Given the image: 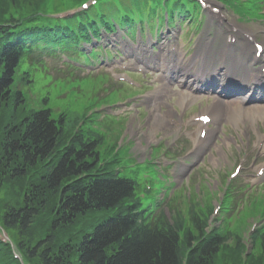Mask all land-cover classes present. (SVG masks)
<instances>
[{"label": "trees", "instance_id": "obj_1", "mask_svg": "<svg viewBox=\"0 0 264 264\" xmlns=\"http://www.w3.org/2000/svg\"><path fill=\"white\" fill-rule=\"evenodd\" d=\"M55 1L0 0V234L6 231L24 264H264V235L260 253L247 255L240 235L208 234L197 207L189 208V223L181 214L152 220L138 198L141 184L103 159L104 134L87 127L85 116L79 127V117L55 119L28 107L17 87L20 63L76 38L62 20L40 15L39 27L18 14L28 5L36 17ZM84 1L66 0L69 8L58 11ZM78 16L93 24L88 13ZM79 27L84 36V27L93 29ZM24 75L21 83L29 81L30 72ZM0 264H22L1 239Z\"/></svg>", "mask_w": 264, "mask_h": 264}, {"label": "rangeland", "instance_id": "obj_2", "mask_svg": "<svg viewBox=\"0 0 264 264\" xmlns=\"http://www.w3.org/2000/svg\"><path fill=\"white\" fill-rule=\"evenodd\" d=\"M55 2L57 3L55 7H58L59 9L69 8L66 0H56ZM213 3L215 6H222L219 2H216V0H213ZM120 4L122 8L125 7V3L120 2ZM24 6L30 8L28 5ZM75 7L77 6L74 4L72 5L71 9ZM28 12L29 10L26 11V13ZM51 12H53V10ZM74 13L75 10L68 12L63 16L72 15ZM27 15L29 14H19V18L26 17ZM224 15L227 17V21L231 22L233 28H235V30H237L240 34H243V31L254 33L256 38L264 43V21L238 22L237 16H235L231 10H224ZM113 16L115 18H119V14H114ZM200 20L201 16L197 18V21ZM189 24L199 26L201 31H198L195 34L194 39L191 35L188 38L185 32V36L182 35L181 37V34H179L170 37L171 42L176 43L179 52H182L183 49H185L186 51H191L195 47V43L199 40V38H201L204 33V29L208 24L207 17L205 21L198 23L196 22V24L189 22ZM133 26L135 27V29H137L139 28V23H135L133 24ZM153 26L155 30L151 34H149V29L146 28L145 36L142 38L144 41L143 44L141 43V35L138 34V36L134 38L135 34L134 37L132 34L126 36L124 34L125 30H122L120 32H118L117 30L115 33H112L110 35L108 42L105 40H101V42L107 45L98 47L97 54L99 55V58L94 61H88L87 63L78 62L73 63L71 66H69L67 54L61 55L58 58L51 59L48 57V55L44 54L43 60L47 64L48 75L55 81L66 80L67 78L71 81H77L82 80L81 78L87 75L96 76L106 74L110 78V81H119L124 83L126 80H121L119 74H115L118 73V70L116 69L118 67H113L112 65L118 64L117 61H121L122 59H124L122 61L124 63L133 61L134 58L132 57V54L138 53L136 51L137 47H144L140 53L141 55H138L136 57L139 60L154 58V56H158V59H160L158 53L159 50L157 49V47L163 41L161 40L162 32H166L167 28L163 23H160V27L158 28L157 21H154ZM174 27L175 28L173 30L175 32L180 31V28L178 26L175 25ZM220 30L221 29L218 28V31ZM149 35L152 37V39L149 37ZM204 35L206 36V34ZM156 43L157 46H154V44ZM89 46V49H86L84 47V50H86L87 53H90L89 50L91 49V47L95 48L93 42ZM152 48H154V50ZM120 49H123V51ZM95 50L93 49V51ZM106 51L110 52L108 58L106 56ZM107 62L112 63V65H110V68H112L110 71H112L116 76V81H114L112 76L110 75L108 70L109 67L104 66V64H106ZM121 65L124 64L121 63ZM64 75L67 77H64ZM134 80L140 86H144L142 94L132 101H122L111 106H106L105 104L103 105L102 101L104 100L105 96L108 97L112 90L116 88V85L113 82H109L106 85L101 83L99 86L100 90H92V87L96 85L92 84L91 81L86 80L79 83L68 84L67 87L64 88L56 87L53 89L51 87L50 89L52 90V98L59 96V99L55 100L56 102H58V104L57 109H55L54 111L57 114L66 113L65 110L69 108L68 106L71 105L72 102H78L76 98H79L80 106L75 113H82L84 108L90 107L94 102L95 104L100 103V106L98 108L89 111V113L91 118H94L97 121L93 128L105 132V143L102 147V150L105 153V157L107 159L113 158L118 151V155H121L123 152H125L128 155L124 158V160L128 163L129 167H138L141 166L145 161L150 159L153 149L155 150L156 147H163L162 151L157 155L156 160L153 163H155L159 168L161 167L165 170L167 169L166 173L170 177H172L173 181L177 182L178 186H180V184L184 181H189L191 178L197 175L198 172H200V174L198 175L199 178H197L196 180H205L210 190L213 188H217V194L212 196L213 205L215 207L217 205V202L220 201V197L225 186V181L227 180L229 173H232V169H234V167L238 164L239 158L243 155L247 154L248 156L247 165L244 166L246 170L244 171V173H241L240 178L238 179V185L241 188L245 187L246 185H249V187H261V185L264 183V180L261 183H258L256 182L255 178L251 177V170H256L258 166L252 169L249 168V165L251 161L253 164L259 157L257 150L253 146V141L258 139L260 135V129L264 126L260 125L258 130H256L254 133L249 134H246L244 132V129H242L240 126H237L235 123L226 124L222 128H219V130L223 131L226 136L224 140L227 146H222L218 149V151L215 149H211L206 153L205 156H203L200 161L195 160L196 163L199 161L197 166L194 167L190 173H186L184 175V166L182 164L180 155L192 150L197 131L194 130V128H190L188 126L186 127L185 124L177 121V118H173L174 123H171L170 125L166 124L167 127H165L164 125H160L156 118L159 114L165 113L168 110V107L167 105H165L155 109L152 97H154V95L156 96L158 92H160V90L158 89L159 85L154 84V78L148 76L147 73H145L144 76L134 77ZM51 85H53V83ZM69 86H74L75 88H79L81 90H70ZM117 86L121 85L119 84ZM20 88L23 89L21 85ZM95 92H98L97 97H95ZM34 93L38 94L32 87L30 89V92L25 91L26 97L31 107L41 103V100L36 98V96H34ZM91 99H94V102ZM96 99H98V102H96ZM176 102H178L176 98H171L168 103L176 105ZM211 103L212 102L207 101L206 98H200L199 100L194 101L190 108L184 111V113H181L178 108L176 109L179 113V116H181L182 118L181 121L186 122L190 118L206 112L207 107ZM95 112L97 114H100V116L94 117ZM106 114L114 117L121 116L124 119H108L105 116ZM221 138L223 137L221 136ZM195 154H198V151L195 152ZM174 156H177L175 164L166 165L171 164L172 160L170 158ZM130 158H133V163L130 162ZM190 160L192 161L191 158ZM261 161L262 160H259L257 164H259ZM254 182H256V184ZM194 187L198 193L202 194L203 189L200 188V186L195 185ZM258 190L259 189H257V191ZM203 199H205V197H203ZM182 201L183 199L179 200V202ZM198 201H203L200 196L198 197ZM251 217L252 216H250V218ZM241 222L243 223L244 220H241ZM240 225L241 223L238 224L235 229L238 230L240 228ZM3 232L4 231H2V233ZM4 234H6V232H4ZM249 250H252L251 246H249Z\"/></svg>", "mask_w": 264, "mask_h": 264}, {"label": "bare ground", "instance_id": "obj_3", "mask_svg": "<svg viewBox=\"0 0 264 264\" xmlns=\"http://www.w3.org/2000/svg\"><path fill=\"white\" fill-rule=\"evenodd\" d=\"M218 21H221V19H218ZM164 45V44H163ZM171 49V47H169V50ZM164 47L161 48L160 53L164 54ZM166 54H164V62L155 65V68H158L160 71H163V68L165 66H167V60L169 59V57H171L167 52H165ZM198 58L196 57L195 60H193V63L197 62ZM174 66L178 67L180 69L181 75L182 74H187V76H190V69L187 68L188 67V61H185L184 63H173ZM170 65V64H169ZM230 70H233L232 68H229ZM229 70V71H230ZM230 73H226V75L224 76V79L229 75ZM232 78H235L237 76H231ZM180 95L182 96V102L185 101L184 98V93H180ZM157 98L156 96H154V99ZM184 100V101H183ZM227 102H225L224 100H222L221 98H217L216 101L211 105V107L209 108V110L211 111V113L213 114L214 120L217 122H221L225 117H228L227 120L232 121L236 124H245V123H249V124H257L258 122L262 121L261 119H264V106H260V105H248L244 108H240L238 106V104L236 103H231L229 108H227ZM182 107V105H181ZM234 107V108H233ZM227 113V114H226ZM259 125V123H258ZM251 125H247L245 126V131L248 132L250 130ZM252 129V128H251ZM264 149V147H263Z\"/></svg>", "mask_w": 264, "mask_h": 264}]
</instances>
